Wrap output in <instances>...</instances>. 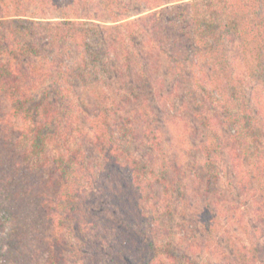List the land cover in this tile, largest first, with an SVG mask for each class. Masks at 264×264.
I'll list each match as a JSON object with an SVG mask.
<instances>
[{"label": "rangeland", "instance_id": "1", "mask_svg": "<svg viewBox=\"0 0 264 264\" xmlns=\"http://www.w3.org/2000/svg\"><path fill=\"white\" fill-rule=\"evenodd\" d=\"M15 1H0L4 38L16 50L27 49L25 43L40 47L43 57L35 62L52 72L36 92L51 91L58 85L66 94L64 98L78 95L80 99L76 111L91 160L84 181L93 185L96 194L91 191L104 218H99L95 228L105 232L120 225L118 211L105 210L107 204L102 199L107 194L100 189L111 180L98 175L94 163L101 161V153L90 140L94 117L108 105L113 116L132 118L128 120L135 133L131 134L135 137L131 153L152 171L141 207L146 215L144 227L154 231L158 242L174 247V256L165 264H264V103L257 105L264 102V70L250 72L238 37L222 35L219 53L226 55L228 62L218 64L212 75L205 53L204 57L202 53L193 60L191 57V45L201 34L192 29L181 8L192 0ZM17 5L22 7L20 16L15 15ZM218 14L223 17L224 13ZM69 23L84 24L83 38L77 33L75 40H57L59 27ZM22 24L26 25L24 31L20 30ZM94 49L104 55L99 65L93 63ZM169 51L183 55L178 57L181 64L176 70ZM47 55L59 57L58 70L51 68L53 62ZM226 84L225 91L222 86ZM98 91L116 98L99 101ZM252 93L260 98H250ZM243 102L249 113V121L244 123ZM140 104L150 109L160 146L153 144L152 136L144 139L145 126L137 122L143 119ZM237 110L240 113L235 120L232 114ZM10 113L11 100L0 90V115ZM9 118L12 142L8 146L11 158H16L21 153L14 140L21 123L15 116ZM78 135L77 141H83V134ZM92 194H88L90 199ZM100 241L101 249L92 246L81 257L75 256L73 245H69L64 254L68 260L63 264H112L110 239L103 236ZM45 255L41 252L39 263ZM137 262L161 264L145 252Z\"/></svg>", "mask_w": 264, "mask_h": 264}, {"label": "trees", "instance_id": "2", "mask_svg": "<svg viewBox=\"0 0 264 264\" xmlns=\"http://www.w3.org/2000/svg\"><path fill=\"white\" fill-rule=\"evenodd\" d=\"M21 8L17 7L16 16L22 15ZM181 9L192 29L201 34L199 40L195 39L191 45L190 50L194 51L192 60L196 54L200 56L202 53L203 56L205 53L212 75L214 70L218 71V64L228 62V57L219 53L224 33L238 37L252 74L264 70V0H192ZM218 11L224 13L223 17H219ZM117 16L119 19L128 18L127 15ZM218 17L221 18L219 24ZM83 25L64 24L59 27L57 40L64 43L69 38L75 40L77 33L81 35ZM21 27L20 30L24 31L26 25L22 24ZM2 28L0 23V90L11 100V113L9 116L0 115V264L67 263L64 254L69 245H73L75 256L81 257L92 246L101 249L100 239L103 236L110 239L108 255L112 264H139L137 260L142 252L148 254L153 262L167 263L174 256V247L171 243L167 247L158 242L154 238V231L144 227L146 215L141 204L152 171L146 169L145 163L131 153L135 133L134 127H128V120L132 118L126 120L125 117L113 116L111 106L103 105L104 108L92 121L90 140L101 153V161L94 165L100 170L97 172L101 178L111 180L100 189L102 194H107H103L102 200L107 204L105 210L114 208L120 215V225L110 226L101 232L95 228L99 218H103L94 197L96 191L89 181H84L91 160H88L89 155L84 149L86 134L82 131L81 117L76 111L80 99L78 95L64 98L66 94L61 88L57 89L58 85L51 91L36 92L35 88L44 86L52 74L43 64L35 62L43 57L40 47L25 43L27 49L16 50L4 38ZM92 52L93 63L99 65L104 56L102 51L94 49ZM169 54L176 64V70L181 64L178 57L183 55L180 51H169ZM46 58H51V68L58 70L59 57L47 55ZM180 68L182 74L183 67ZM199 86L205 88L201 82ZM222 88L226 91L228 85ZM131 91L134 92V89ZM102 93L103 96L98 91L99 101H104L103 97L105 101L116 98L105 91ZM256 96L260 98L254 93L250 98ZM136 100L141 101L138 97ZM116 101L113 100L114 103ZM244 102L243 123L249 121ZM263 103L257 102V105L262 107ZM138 109L143 119L137 122L140 121L146 129L144 139L152 136L153 144L160 146L150 109L145 104H140ZM239 113L237 110L232 116L236 118ZM10 115L17 117L21 123L18 137L14 140L21 153L16 158H11L8 146L12 142L8 133L11 131L10 125L7 123ZM78 134H83V141H77ZM30 157L31 162H25ZM49 167L46 177L45 171ZM88 194H92V199ZM108 221L111 222L110 219ZM93 226L96 230L91 228ZM74 237L77 238L72 240ZM90 242H94V245ZM43 251L46 255L44 261L39 263L38 256ZM165 254L166 259H163Z\"/></svg>", "mask_w": 264, "mask_h": 264}]
</instances>
